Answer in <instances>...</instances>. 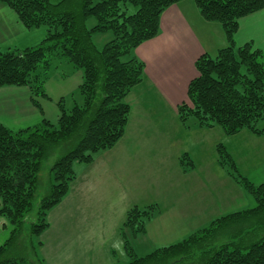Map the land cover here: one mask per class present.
Returning a JSON list of instances; mask_svg holds the SVG:
<instances>
[{
	"label": "trees",
	"instance_id": "1",
	"mask_svg": "<svg viewBox=\"0 0 264 264\" xmlns=\"http://www.w3.org/2000/svg\"><path fill=\"white\" fill-rule=\"evenodd\" d=\"M181 0H70L56 5L47 0H0L14 11L26 29H46L32 48L0 52V88L28 87L31 102L46 98L48 72L61 62L82 73L81 103L65 109L57 103L55 124L10 130L0 124V217L10 231L0 246V264H44L40 236L49 227L48 213L61 203L76 175L74 164H91L123 137L130 108L126 97L143 80L144 65L133 55L159 33L165 10ZM200 16L220 25L227 46L214 57L200 55L196 77L187 87V101L177 107L183 127H219L226 137L242 130L264 134V55L251 42L237 47L239 20L264 9V0H194ZM127 5L136 8L128 14ZM89 18L94 26L86 28ZM110 34L100 48L94 35ZM41 69V70H39ZM39 70V71H38ZM218 165L255 202L251 209L213 219L180 241L137 257L132 241L145 234L155 206L132 207L120 228L127 264H264V182L255 185L243 176L223 144L216 147ZM56 156L48 170L49 186L37 196L42 164ZM183 170L190 158H179ZM5 229V226L0 228ZM36 241V242H35Z\"/></svg>",
	"mask_w": 264,
	"mask_h": 264
},
{
	"label": "crops",
	"instance_id": "2",
	"mask_svg": "<svg viewBox=\"0 0 264 264\" xmlns=\"http://www.w3.org/2000/svg\"><path fill=\"white\" fill-rule=\"evenodd\" d=\"M45 35L43 27L26 29L14 11L0 3V52L35 47ZM233 39L237 47L251 42L264 55V9L239 20ZM225 43L220 25L205 21L194 0H181L163 12L158 35L133 52L143 63L144 74L126 97L130 112L123 137L91 164L73 165L76 177L68 194L48 213L49 227L40 236L39 248L44 264H120L116 253L127 264L119 232L134 206L157 208L143 237L161 245L176 235L180 241L251 198L218 165L216 147H226L248 180L250 174L263 173L259 181L249 180L260 184L264 182V134L242 130L226 137L219 127L187 129L177 113V107L187 101L189 82L197 75L196 59L202 54L215 56ZM69 65L61 62L48 72L46 98H36L41 113L33 106L28 87L0 88V124L13 131L42 119L55 124L57 103L63 100L67 109L66 99H74L82 83L81 71ZM80 100L79 94L69 108ZM183 155L190 158L191 169L180 167ZM161 223L162 230L156 232ZM2 226L9 228L0 217Z\"/></svg>",
	"mask_w": 264,
	"mask_h": 264
},
{
	"label": "rangeland",
	"instance_id": "3",
	"mask_svg": "<svg viewBox=\"0 0 264 264\" xmlns=\"http://www.w3.org/2000/svg\"><path fill=\"white\" fill-rule=\"evenodd\" d=\"M50 4L52 5H56L58 4L59 2H61L62 0H47ZM80 5H81V0H70L69 4H68V8L69 9H73V10H78L80 8ZM127 13L128 14H133L135 11H136V8L135 7H132L130 5H127ZM95 24V20L93 18H89L87 21H86V28L87 29H90L92 26H94ZM110 39V34H104V35H94L93 36V41H94V44L97 46V47H101L104 43H106V41H108ZM226 45V43H225ZM212 57H214V55H212ZM57 66H59L60 64H56ZM71 66V65H69ZM63 68H65L64 66L61 67L60 71L63 72ZM41 70V69H39ZM38 70V71H39ZM66 70V69H65ZM78 93L75 94L74 96V99H70V98H67L66 99V108L67 109H70L69 105L72 103V100H76L77 101V98H78ZM82 98V97H81ZM82 100H80L81 102ZM79 102V103H80ZM258 129L262 130L264 129V121L260 122L257 126ZM56 158V156H51L48 160H45L42 164V170H41V173H40V177H39V183H38V187H37V196L38 197H41L45 194L48 186H49V181H48V177H49V173H48V170L51 166V163L54 161V159ZM77 168L74 167V171L76 170ZM243 175V174H242ZM263 175V173H262ZM260 174L258 175H252L250 174L248 176L249 180H254V181H259V179H262L260 178V176H262ZM244 176V175H243ZM258 179V180H257ZM264 181V180H263ZM255 185H258L257 183ZM247 199H243L241 202H239V204L236 206V208H231V210H226L223 215L225 214H228V213H232V212H235L237 210H239V208H246V209H251L253 208L255 205H254V200L253 198H249L248 196L246 197ZM221 214V213H220ZM2 218V217H1ZM5 220V219H4ZM162 223L160 224V227H156V232L162 230ZM9 231H10V228L8 229H1L0 230V246L7 240V238L9 237ZM178 241V235L176 236H172L166 240H163L161 242V245H155L154 242H157V241H152L150 239H148L147 237H139L136 241L133 242V248H134V253L136 254L137 257H143L149 253H151L152 251H154L155 249L157 248H160V247H166L168 246L169 244H174ZM36 242V241H35ZM141 242V243H140ZM116 257L119 261L120 264H125V262H123V258L125 257H122L119 253H116Z\"/></svg>",
	"mask_w": 264,
	"mask_h": 264
}]
</instances>
